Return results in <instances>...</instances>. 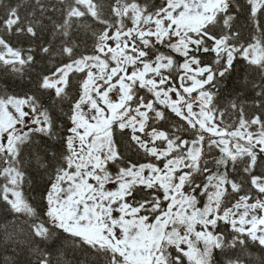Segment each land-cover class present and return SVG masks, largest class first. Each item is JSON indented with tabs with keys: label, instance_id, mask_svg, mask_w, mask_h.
Instances as JSON below:
<instances>
[{
	"label": "snow or ice",
	"instance_id": "6c2138e0",
	"mask_svg": "<svg viewBox=\"0 0 264 264\" xmlns=\"http://www.w3.org/2000/svg\"><path fill=\"white\" fill-rule=\"evenodd\" d=\"M0 207L25 264H264V0H0Z\"/></svg>",
	"mask_w": 264,
	"mask_h": 264
},
{
	"label": "trees",
	"instance_id": "16d2710c",
	"mask_svg": "<svg viewBox=\"0 0 264 264\" xmlns=\"http://www.w3.org/2000/svg\"><path fill=\"white\" fill-rule=\"evenodd\" d=\"M230 87L231 85H229V88ZM0 225H8L9 230L11 231V214L6 213L2 207H0ZM251 251L253 258H258L261 255V251L256 245L252 246ZM14 252L17 253L15 257L13 256ZM13 259L18 260L19 264H25L27 257L23 256L18 252L15 243L10 240H7V238L3 234H0V264H3V261H11ZM67 259L69 261H72L75 258L69 252L67 255Z\"/></svg>",
	"mask_w": 264,
	"mask_h": 264
}]
</instances>
